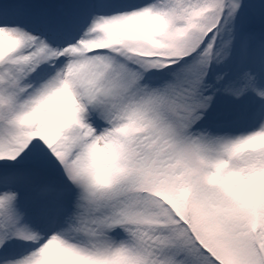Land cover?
<instances>
[{
  "label": "snow or ice",
  "instance_id": "snow-or-ice-1",
  "mask_svg": "<svg viewBox=\"0 0 264 264\" xmlns=\"http://www.w3.org/2000/svg\"><path fill=\"white\" fill-rule=\"evenodd\" d=\"M0 264H264V0H0Z\"/></svg>",
  "mask_w": 264,
  "mask_h": 264
}]
</instances>
